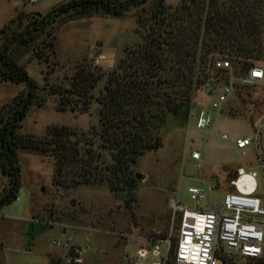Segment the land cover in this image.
<instances>
[{"label": "rangeland", "instance_id": "obj_1", "mask_svg": "<svg viewBox=\"0 0 264 264\" xmlns=\"http://www.w3.org/2000/svg\"><path fill=\"white\" fill-rule=\"evenodd\" d=\"M67 1L41 0L34 6L26 0H0V50L12 41L13 30L19 26L18 14L23 18H30L34 13L43 15ZM180 1L166 0V3L176 6ZM140 31L134 9L122 18L99 14L61 21L56 25L57 66L34 59L31 50L12 47L11 53L26 67L38 93L37 101L22 121L21 132L41 136L53 125L83 132L97 127V103L88 112L60 109L59 97L50 93V85L68 89L69 79L84 61H91L104 70L117 65L125 48L140 41ZM255 65L264 69V43L263 57L255 60ZM237 71L238 75L246 74V71ZM46 78L50 85L43 89ZM103 84L104 81L99 86ZM23 89L25 84L0 80V113L2 106ZM202 93L205 94L200 80L188 124L165 129L163 146L139 158L134 170L135 189L130 196L117 197L107 186H79L69 190L57 187L53 184V160L19 149V199L0 213V264H45L50 251L54 257L49 264H126L139 246L165 238L170 239L173 257L174 242L179 239L180 216L174 217L169 199L176 196L182 204L194 208L188 189L197 186L207 197L202 207L221 200L232 190L231 181L239 167L256 166L255 153L250 151L247 157H239L233 142L258 132L264 148V85L238 83L234 97L206 132L196 129L193 118L200 103L206 100L201 101ZM223 134L229 139L223 140ZM194 152L200 153L199 160L192 159ZM2 179L5 178L0 172V184ZM258 183L259 195L264 199L261 170H258ZM32 219L41 221L34 227L42 232L36 246L28 250L34 231H29ZM49 222L55 224L53 229ZM62 229L67 232L66 237ZM236 261L246 264L247 259L236 256Z\"/></svg>", "mask_w": 264, "mask_h": 264}, {"label": "trees", "instance_id": "obj_2", "mask_svg": "<svg viewBox=\"0 0 264 264\" xmlns=\"http://www.w3.org/2000/svg\"><path fill=\"white\" fill-rule=\"evenodd\" d=\"M132 9L140 41L125 48L117 65L104 70L84 61L68 89L45 80L43 89L50 85L60 109L88 112L97 103L99 125L88 132L53 125L41 136L22 133V121L38 93L11 48L31 50L34 59L57 66V23L99 14L122 18ZM17 22L12 41L0 50V80L26 87L1 108L0 172L5 181L0 184V213L19 197V149L53 160L57 187L107 186L117 197L130 196L139 158L163 146L165 129L188 124L198 72L211 54L224 55L243 72L263 57L264 0H181L176 6L166 0H68L43 15L18 14ZM34 224L30 239L42 232ZM176 247L174 242V253ZM220 259L240 264L236 257ZM246 259V264H264V258Z\"/></svg>", "mask_w": 264, "mask_h": 264}, {"label": "built area", "instance_id": "obj_3", "mask_svg": "<svg viewBox=\"0 0 264 264\" xmlns=\"http://www.w3.org/2000/svg\"><path fill=\"white\" fill-rule=\"evenodd\" d=\"M26 1L35 6L41 0ZM198 74L201 88L208 97L207 105L199 108L193 117L196 129L201 132H206L213 119L224 111L238 83L264 85L263 68L253 65L245 75H238L233 62L221 54H211L209 64ZM222 139L229 137L223 134ZM233 146L242 158L250 151L255 153L256 166L239 167L231 181L232 190L209 206L202 207L207 197L197 186L188 189L194 208L182 204L176 196L171 197L169 204L174 217L180 216L179 239L173 257L170 239L165 238L139 246L126 264H222L221 255L264 258V199L259 195L258 183V170L264 174V148L258 132L237 138ZM200 158L199 152L192 154L193 160Z\"/></svg>", "mask_w": 264, "mask_h": 264}, {"label": "crops", "instance_id": "obj_4", "mask_svg": "<svg viewBox=\"0 0 264 264\" xmlns=\"http://www.w3.org/2000/svg\"><path fill=\"white\" fill-rule=\"evenodd\" d=\"M25 87H26V85H25ZM204 98V100L206 101H203V104H202V102L200 103V106H203L204 105V103L206 104L207 103V101H208V97L205 95V94H201V101H202V99ZM195 99H197V98H195ZM202 104V105H201ZM200 106L198 107V108H200ZM2 181L4 182L5 180L4 179H2ZM33 217V216H32ZM26 220H28V219H25L24 221H26ZM31 222H34V223H38V222H41V221H39V220H34V219H32V221ZM30 222V223H31ZM49 224V227H51L52 229L54 228V226H55V224H53L52 222H49L48 223ZM61 229V228H60ZM35 230H37L36 228H35ZM61 232H62V235L64 236V237H66L67 236V232L64 230V229H62L61 230ZM41 235V233L39 234H36L35 235V237H33V238H31V239H29V246L27 247L28 248V250H31L32 248H34L35 246H36V243H37V241H38V239H39V236ZM70 239V236H68V238H67V240H69ZM27 244H28V242H27ZM54 257V255H53V253H52V251H50L49 253H47V255H46V257H45V264H49L50 263V260H51V258H53ZM10 264H12V263H10Z\"/></svg>", "mask_w": 264, "mask_h": 264}, {"label": "water", "instance_id": "obj_5", "mask_svg": "<svg viewBox=\"0 0 264 264\" xmlns=\"http://www.w3.org/2000/svg\"><path fill=\"white\" fill-rule=\"evenodd\" d=\"M40 14V13H39ZM41 15V14H40ZM5 46H6V43L4 44V47H3V49L2 50H4L5 49ZM138 178H141V174H138Z\"/></svg>", "mask_w": 264, "mask_h": 264}]
</instances>
